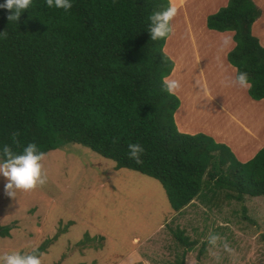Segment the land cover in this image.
I'll return each mask as SVG.
<instances>
[{
	"label": "trees",
	"instance_id": "16d2710c",
	"mask_svg": "<svg viewBox=\"0 0 264 264\" xmlns=\"http://www.w3.org/2000/svg\"><path fill=\"white\" fill-rule=\"evenodd\" d=\"M71 3L66 11L32 0L17 23L0 8V33H7L0 34V158L6 144L17 154L29 143L44 153L80 145L116 170L157 181L175 213L201 195L202 185L237 202L264 197V146L240 163L208 136L176 130L178 99L162 83L173 64L161 50L165 38L151 40L149 32L150 16L167 1ZM259 13L251 0H228L205 21L209 30L233 32L226 60L235 76L248 74L254 101L264 99V47L250 34ZM129 144L144 148L141 164L130 159ZM8 232L0 226V237Z\"/></svg>",
	"mask_w": 264,
	"mask_h": 264
},
{
	"label": "rangeland",
	"instance_id": "374dc122",
	"mask_svg": "<svg viewBox=\"0 0 264 264\" xmlns=\"http://www.w3.org/2000/svg\"><path fill=\"white\" fill-rule=\"evenodd\" d=\"M229 77L234 74L207 80L211 100L186 101L191 119L186 127L224 130L223 145L244 163L264 146V100L252 101L245 89L225 86ZM45 154L43 186L11 197L0 175V226H9L8 237H0V255L41 249L43 264H264V197L237 202L202 185L201 195L175 213L157 181L116 170L85 147L64 144ZM213 233L227 240L234 255L224 252L223 239L208 243Z\"/></svg>",
	"mask_w": 264,
	"mask_h": 264
},
{
	"label": "crops",
	"instance_id": "0c3cea01",
	"mask_svg": "<svg viewBox=\"0 0 264 264\" xmlns=\"http://www.w3.org/2000/svg\"><path fill=\"white\" fill-rule=\"evenodd\" d=\"M166 1L168 6L170 3H174L179 9L174 19L170 21L174 31L164 39L161 49L166 53H164V55L167 56L173 64L170 74L167 77L172 79L177 78L180 83L184 81V76L186 77L185 90L181 87L178 92L174 94L178 99L179 106L173 113V122L176 130L179 133L187 135H193L200 132L203 135H209L208 137L211 136L212 138H210L212 140L214 139L215 143L220 142L221 144H224V130L207 129V126L203 129L196 128L192 130L191 128L190 130L186 127L187 123L191 121L188 114L190 106L188 107L186 101L196 100L197 97H204L211 100L208 90L209 87H207L206 84L209 78H215L217 74L226 78L228 73H232L234 74L233 78H235V68L228 64L226 60V54L234 47V44L229 49L221 48L222 36L233 35V32H217L207 29L205 25L206 17L224 7L228 0ZM251 1L260 13L258 18L250 26V34L257 39L258 44L261 47H264V0ZM168 41H170V43L167 48L168 52H166L165 49ZM177 61H183V64L177 63ZM178 67H182V69H179ZM174 72H176L175 75ZM225 80L226 79H224V81ZM197 81L200 82L199 85L197 84ZM205 85L207 87V92L203 90ZM211 85L215 86V83H212ZM196 86H199V88L195 91ZM262 100L264 99L259 101L261 102ZM178 115H180L179 118ZM244 130L246 131L247 129ZM240 144L243 145L244 140L239 142V146L235 147L236 151L241 147ZM242 148L240 150H242ZM252 156L250 158H252ZM249 159H243L241 162H246Z\"/></svg>",
	"mask_w": 264,
	"mask_h": 264
},
{
	"label": "clouds",
	"instance_id": "9594fccd",
	"mask_svg": "<svg viewBox=\"0 0 264 264\" xmlns=\"http://www.w3.org/2000/svg\"><path fill=\"white\" fill-rule=\"evenodd\" d=\"M32 0H5L4 4H0V8L9 11L7 16L8 21L18 22L21 14L31 5ZM48 7H56L64 10H69L73 7L71 0H46ZM178 7L174 3H170L169 6L163 11H156L150 16L149 32L151 40L163 39L173 33L174 29L170 24V21L178 13ZM7 36L4 31L0 33ZM234 44L232 35H224L221 38V48L229 49ZM222 67V65H221ZM164 89L169 94H176L181 88L180 81L169 77H164L162 80ZM225 86H238L242 89H251L252 84L249 80L246 72H239L235 78H227L222 81ZM199 85L200 82L197 81ZM203 90L207 92L206 85ZM19 133H13V141L18 146L19 141L16 139ZM129 157L133 159L137 164H141L143 161L141 155L144 153V148L140 144H129ZM2 157L0 158V175H2L7 183L4 186V190L7 195L15 197L16 191H31L38 186H43L48 179L47 172L44 168L46 154L39 151L38 146L35 143H29L22 151V153H14L12 147L4 145ZM208 243L212 246H216L218 241L224 240L222 245L224 252L229 255H234L235 250L229 245L225 238H222L219 234L213 233L208 236ZM38 251V250H35ZM34 253L21 254L19 251H13L11 253L5 252L0 255V264H43V259L40 255ZM216 255V254H213ZM220 257L216 255V259Z\"/></svg>",
	"mask_w": 264,
	"mask_h": 264
}]
</instances>
